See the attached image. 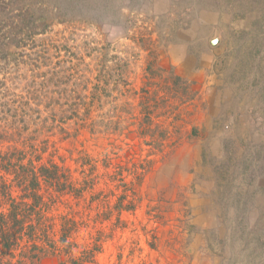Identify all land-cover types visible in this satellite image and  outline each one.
<instances>
[{
    "label": "rangeland",
    "instance_id": "obj_1",
    "mask_svg": "<svg viewBox=\"0 0 264 264\" xmlns=\"http://www.w3.org/2000/svg\"><path fill=\"white\" fill-rule=\"evenodd\" d=\"M105 1L104 25L70 26L50 17L45 38L66 36L87 62L93 63L90 53L107 56L123 72L108 85L117 87L114 99L92 108L94 118L101 116L92 127L48 119L49 129L32 125L17 135L28 154L41 148L46 158L57 150L54 159L70 166L79 189L43 188L36 218L44 233L58 241L66 222L75 228L68 238L73 256L99 246L95 264H264V6L259 0ZM151 31L168 44L159 45L158 64L193 81L194 97L172 90L158 69L149 78ZM58 89L51 91L58 96ZM57 106L66 110L65 98ZM147 128L156 129L154 137L167 131L160 146L150 144L152 132L143 136ZM8 145L0 144V156L12 150ZM13 193L18 196L16 188ZM122 195L134 209L116 210ZM42 264L59 262L50 257Z\"/></svg>",
    "mask_w": 264,
    "mask_h": 264
},
{
    "label": "trees",
    "instance_id": "obj_2",
    "mask_svg": "<svg viewBox=\"0 0 264 264\" xmlns=\"http://www.w3.org/2000/svg\"><path fill=\"white\" fill-rule=\"evenodd\" d=\"M104 1L46 0L51 7L45 8L44 0H0V144L13 143L12 146L8 145L12 150L0 156V264H42L44 259L50 257H55L59 264H95L99 246L84 248L80 256H73L74 250L68 238L75 228L69 229L66 222L63 223L61 237L57 241L44 233V226L36 218L44 201L43 188L44 191L45 187L51 188L52 194L67 191L78 193L70 166L63 159L61 162L54 159V154L59 156L57 150L46 158L41 148H35L38 150L28 154L30 150L27 151L24 142L25 147L18 142L17 135L32 125L35 129L40 127L41 130L42 125L49 129L50 125L46 126L48 119H77L82 123L89 122L92 127L101 118L92 116V108L96 111V107H101L104 97L114 99L113 90L117 87L114 85L110 88L108 85L112 79L114 83L119 82L123 72L119 74L114 65L109 64L107 56L97 58L90 53L87 57H92L93 63L87 62L85 55L78 56L70 47H75V44L66 43V36H61L62 39H58L57 35L45 38L53 26L50 17L70 26L74 22L98 27L104 25L106 10L100 7ZM259 1L263 8L264 0ZM120 4L121 10L124 6L121 8ZM250 18L255 22L261 21V18ZM153 31L146 40L149 44V78L154 74L153 69L167 73L171 89L181 92L189 100L197 94L194 82L174 68L166 69L158 64L157 50L160 46L167 48L168 44H164L159 34L154 38ZM61 51L67 54L59 59ZM67 63L69 66L66 67ZM88 72L93 74L91 78ZM14 82L22 88L14 90L11 86ZM20 82L26 83L21 85ZM61 83L64 84V94L59 86ZM88 83H92L91 88ZM54 86L59 87L58 96L51 91ZM78 86L84 93L76 94ZM64 98L66 110L61 108ZM57 105L61 110H56ZM109 120L111 123L117 122V118ZM155 130L144 129L143 136L152 132L150 144L160 146L167 131L161 130L159 136L154 137ZM34 156L39 158V163H34ZM27 157L31 162L25 160ZM7 175L12 177L10 183H7ZM12 187L17 189L18 196H14ZM123 197L118 198L116 210L121 212L123 207L134 209L132 200L126 204ZM2 200L7 203L1 204ZM60 243L65 245L60 246ZM18 250L19 254L15 255ZM15 256L18 259L13 262Z\"/></svg>",
    "mask_w": 264,
    "mask_h": 264
},
{
    "label": "water",
    "instance_id": "obj_3",
    "mask_svg": "<svg viewBox=\"0 0 264 264\" xmlns=\"http://www.w3.org/2000/svg\"><path fill=\"white\" fill-rule=\"evenodd\" d=\"M219 41H220V32L218 31L216 36L214 38H212L210 42L213 46H215L219 43ZM219 67H221V65Z\"/></svg>",
    "mask_w": 264,
    "mask_h": 264
}]
</instances>
